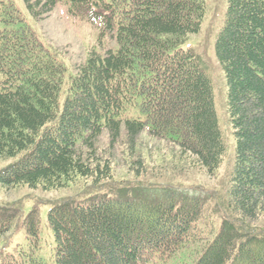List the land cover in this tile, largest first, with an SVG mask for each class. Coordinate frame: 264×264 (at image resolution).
<instances>
[{"label":"trees","instance_id":"trees-1","mask_svg":"<svg viewBox=\"0 0 264 264\" xmlns=\"http://www.w3.org/2000/svg\"><path fill=\"white\" fill-rule=\"evenodd\" d=\"M25 2L36 20L61 3L99 33L69 66L0 0V160L9 162L0 184L84 183L49 209L50 262L39 254V208L22 221L16 207H0V264H264V0H228L215 42L236 154L213 208L212 196L174 180L197 167L216 176L227 149L211 77L186 46L201 30L205 0ZM143 135L173 150L155 174L132 158ZM118 153L132 160L133 178L115 177ZM13 223L26 243L9 251Z\"/></svg>","mask_w":264,"mask_h":264},{"label":"rangeland","instance_id":"rangeland-1","mask_svg":"<svg viewBox=\"0 0 264 264\" xmlns=\"http://www.w3.org/2000/svg\"><path fill=\"white\" fill-rule=\"evenodd\" d=\"M15 7L21 12L26 22L39 35L42 41L51 46H57L65 53L64 59L67 65L72 62H79L85 58L87 49L94 45L98 33L99 26L70 16L65 7L59 3L50 16L43 20L34 19L26 5L25 0H10ZM206 14L202 22L201 30L198 33L191 34L187 47L191 48L195 54L201 59L203 67L210 75L213 88L214 100L216 105L219 126L222 131L225 143L226 153L224 162L216 176H210L203 169L198 167L193 170L177 172L179 178L175 177L176 182H186L187 187H193L190 193L211 197V207H219L220 201L224 197L225 188L231 166L235 160L236 140L233 135V128L229 121L228 105H227V79L221 64L215 56V42L217 36L224 24L225 14L228 6V0H205ZM137 152L132 158H139L144 168L148 169L149 174H154L161 169H158L159 163L162 161L169 162L172 154V149L165 146L161 141L149 138L143 135L137 142ZM118 153V166L115 168V177H130L133 178V173L127 171L131 167L130 161L127 163ZM127 157V156H126ZM129 159V157H128ZM127 159V160H128ZM169 159V160H168ZM9 164L7 161L0 160V170ZM163 171V170H162ZM172 168H167L162 176H170ZM182 185L186 186L184 183ZM84 183L79 181L76 186L66 189L45 191L41 188L31 189L28 186H18L6 188L0 184V207L11 206L19 210V216L23 221L24 217L34 208L40 210L42 235L39 241L40 251L48 262L55 258V241L51 228L48 226V212L53 206V202L61 197L68 196L79 190V186ZM197 185V186H194ZM157 194V193H156ZM215 202V203H214ZM14 232L11 237L12 245L9 251L18 244H25L24 228L19 223H13ZM177 259H171L165 263L158 262L156 264H178Z\"/></svg>","mask_w":264,"mask_h":264}]
</instances>
